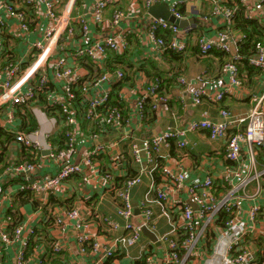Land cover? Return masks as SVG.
I'll return each instance as SVG.
<instances>
[{"label":"built area","instance_id":"2783aa9c","mask_svg":"<svg viewBox=\"0 0 264 264\" xmlns=\"http://www.w3.org/2000/svg\"><path fill=\"white\" fill-rule=\"evenodd\" d=\"M117 0H97L93 6L92 19L94 23L100 24L104 20L106 9L115 4ZM163 0H144V7L148 10L154 4H160ZM210 6L211 14L224 18L226 28L220 30L215 39H207L205 36L196 37V44L205 55L211 49L219 48L230 55L228 61L222 66V71L227 73L231 85H240V69L238 62L242 56L239 53L241 40H235L229 44L232 34L231 24L236 13L240 9L253 13L255 17H262L264 11V0H239L228 5L223 0H206ZM74 2H67L61 13L58 0H0V33L9 28L13 33H30L32 26L36 23L38 13L44 8L45 16L49 25L45 29L43 39L35 40L29 44L25 55L18 58L7 46L3 51L5 56L3 64L0 65V131L13 135V139L6 143V151L14 153L17 149H26L31 153V159L18 160L13 157L7 165L1 169L0 183L7 180H19L17 189L10 187L11 191L6 197L22 199L28 194H33L39 206H45L46 196L57 191V189L70 177L82 175L83 183L89 181L84 174V165L93 167L94 159L106 151V146L98 144L87 151L84 161L74 162L72 156L79 145V139L84 135L83 129L88 124L92 129L94 138L106 134V132L117 129L128 123V117L124 113L122 105L108 107L113 90L103 89L102 84L109 80L110 76L117 82L124 76L123 70H117L112 75L101 73L90 76L82 72L81 64L84 61H92L99 64L104 61L108 53L123 52L128 48L129 40L127 34L112 35L103 39L90 41L74 50H65L59 42L66 35H80L83 40L90 34V23L88 16L84 13L78 14L74 20L71 16L74 10ZM178 0L170 5V11L181 20L184 19ZM126 15L121 8L113 10L112 23L119 24ZM15 20L9 24L7 21ZM15 27L17 29H15ZM166 32L168 38L159 36V32ZM148 34L151 41L160 50H174L185 53L189 48V37L186 30L181 29L176 22H170L163 18L151 19L148 26ZM252 66L264 70V46L256 45V53L249 57ZM104 74V75H102ZM199 79L202 80L200 77ZM180 83L187 84L186 77L179 78ZM157 78L152 79L144 85L142 92L136 102L138 116L147 118L145 106L150 103V111H155L161 103L167 104L168 96L163 90ZM101 89L99 92L98 90ZM97 93L84 103L78 104V94L90 95L91 91ZM79 91V93H78ZM227 90L217 91L213 96L214 101L221 103ZM119 99L123 100V93L119 91ZM207 93L204 90L194 92V102L201 104ZM45 99L47 105H40ZM255 105L244 120L246 125L232 132L234 119L230 110L225 107L218 108V117L207 116L204 119L193 120L185 129H169L159 132L143 142L131 144L132 154L137 163H142L143 152L149 161H153L154 154L160 153L165 158L162 150H169L176 145L177 149L188 146L187 135L198 130L208 132L211 139H226V157L230 161L239 162L241 159L242 146L247 144L252 155L255 148L264 150V92L261 96L254 95ZM48 106L54 107L61 115L48 113ZM27 108L35 116L38 127L32 132L21 130L22 120L20 113ZM41 118L52 121L53 130L45 131L42 128ZM65 129V147L52 142V135ZM175 144V145H174ZM2 148L0 153L2 154ZM119 155V159H123ZM53 161L56 172L41 179H32L37 173L40 164L44 161ZM121 161H116L113 166L117 167ZM177 172H173L170 166L155 164L152 172L154 175L161 171L162 180L156 184L155 180L147 183L148 192L144 199L138 204L141 215L146 225H150L153 219V211L150 204L157 202L163 207V213L170 216L167 205L169 191L166 188L171 183L176 190L186 187V174L182 164L177 163ZM102 169V168H101ZM100 172L104 178L113 182L110 187L116 199L122 198L123 203L117 207L116 215L119 219L110 216L99 215L103 233L115 241L114 246L104 245L95 237L86 233L88 219H81L79 207H73L64 216L49 214L46 219L37 225H32L10 208L7 211L5 225L0 228V264H2L3 250L12 242L18 243L16 251V264H69L64 259L65 248L63 241L52 235V229L64 231L65 227L73 224L77 230L76 242L82 255L86 256L88 264H107L117 254L127 253L129 248L138 244L143 237L141 227L134 222L135 207L130 198V191L144 181L147 172L146 167H141L135 175L126 176L118 186L112 172ZM249 181L242 183L247 185ZM226 186L231 184V177H225ZM13 185V184H12ZM191 197L197 204V210L182 200L175 201V205L181 213V225L173 223L171 232L163 233L159 241L166 243V264H185L193 255L198 244L205 237L207 231H214L213 226L217 224V215L225 210L230 214L221 225V230L215 237V243L209 252L205 264H264V235L259 234L258 228L261 215L264 214V201L261 205H254L249 214V219H240L242 213L240 205L234 199L235 189H228L221 196L216 192V182L212 177L194 181L187 185ZM43 196V197H41ZM1 198H5L1 195ZM264 200V199H263ZM41 202V203H40ZM45 223H49L48 226ZM150 227V226H149ZM124 229L125 234L118 235ZM154 231V230H153ZM251 233H256L253 239L249 238ZM258 236V237H257ZM50 240V241H49ZM256 244H251L250 241ZM34 243L33 254L28 256L29 246ZM148 242L141 246V254L136 260L147 255V264H154ZM34 259V263L31 262ZM60 259V260H59ZM63 259V260H62ZM65 260V261H64ZM72 264V263H71Z\"/></svg>","mask_w":264,"mask_h":264},{"label":"crops","instance_id":"0c3cea01","mask_svg":"<svg viewBox=\"0 0 264 264\" xmlns=\"http://www.w3.org/2000/svg\"><path fill=\"white\" fill-rule=\"evenodd\" d=\"M58 1H60L63 9L67 2H74V0ZM96 1L75 0L71 16L74 20L78 14H86L90 23V34L85 40L78 33L75 36L66 35L59 42V48L61 46L63 49L70 51L90 41L128 33V48L123 51L124 53L119 52V54H116L118 55V63L114 64L118 70H123L130 76L128 81L121 80L124 85L120 89V92L124 95L121 105L126 117H128V123L96 138L92 136L90 126L85 124L83 127L85 133L80 137L78 148L71 161L83 163L87 151L98 144L106 146V151L94 159L95 164L92 168L84 165V174L91 176L88 182L83 183L82 175L70 177L57 191L50 193L48 197L46 196L45 206L23 204L18 198H15L13 202L12 197H6V193L11 191V186L17 189L16 186H18L19 180L10 182L7 180L0 183V228L5 225L7 211L10 208L23 219L28 220L30 224L37 225L46 219L49 214L64 216L69 209L79 207L80 218L88 219V227L85 228V232L94 236V239L104 245L114 246L115 241L104 235L98 216L103 215L119 219L116 215V209L123 203V200L122 198L116 199L113 190L110 189L113 182L106 180L100 170L112 172L115 178H124L135 175L141 167H146L147 172L144 175L146 183H140L130 191V198L135 207V204L138 205L148 192L147 183L153 180L154 171L152 172V170L154 165L158 163L170 166L173 172L178 171L177 163L182 164L187 180L186 187L180 190H176L171 183L166 186L169 191L167 205L170 216L163 213L161 204L157 202L150 204L153 219L149 226L159 237L163 233L171 232L173 223L176 225L183 223L180 210L174 204L175 201L182 200L191 205L194 210H197V204L191 197L187 185L209 176L216 182L218 196H221L228 189L236 188L234 199L242 210L239 218L248 220L251 208L256 204L261 205L264 201V153L261 149L255 148L253 156L250 147L244 144L240 161H230L226 157V139H211L207 131L198 130L187 135L186 139L189 143L185 148L177 149L174 144L173 148L162 150L165 158L158 153L154 154L153 161H149L143 152V161L140 164L134 160L131 144L134 142L141 143L145 139L169 129H185L188 123L193 120L204 119L207 116L217 118L218 108L222 106L230 110L234 119L237 120L234 123L232 132L237 131L239 129L237 127L244 128L246 121L243 122L240 119L247 118L255 105L253 96H261L264 92V70L259 69L252 74L242 70L241 84L231 85L229 75L222 71V66L227 59L226 57L224 60L225 56L220 55L224 51L215 48L213 52L206 56H201L198 53L196 37L202 35L207 39L214 40L217 33L224 29L225 25L223 17L211 14V8L206 0H178L182 3V13L184 20L187 21L184 27H180L186 30L189 37V48L180 55L162 51L151 41L148 26L154 17L149 14V9H145L144 0H117L115 4L108 6L104 20L100 24L94 23L92 19V10ZM173 1L175 0H163L162 4L169 6ZM116 7L123 9L126 15L119 24L114 25L112 17L113 10ZM63 11L60 10L61 13ZM243 12L246 16H254L253 13L246 10ZM262 14L261 18L264 20V11ZM7 22L12 24L16 21ZM48 25L49 21L42 7L30 33H13L9 28L0 33V65L3 64L5 58L3 51L8 48L7 46H10L11 50L14 51L15 57L18 56L19 58L25 55L24 53L29 44L31 45L35 40L43 39ZM15 29L17 28L15 27ZM242 37L243 33L241 31L232 30L229 44H232L235 40H241ZM224 53L228 55V58L230 57L229 54ZM112 55L108 53L104 57V61L95 65H91L89 61H84L81 64L82 72L92 77L101 73L112 75L115 71L111 72L109 70L110 66H108L116 56L113 55V57ZM98 65L105 68L101 69ZM111 65L113 64L111 63ZM141 67H146L148 71L146 72ZM155 73L161 75L162 90L168 96L169 101L167 104L161 103L153 111L155 119L150 122V114L147 119H141L138 116L136 102L144 85L155 77ZM182 76L186 77L187 84L180 83L179 78ZM200 77L202 80L199 79ZM118 83L110 76L109 80L102 84V87L103 89L113 90ZM196 90H204L207 93L201 104L194 102V92ZM223 90H227V93L221 103L214 101L213 96L215 93ZM98 91L100 92L101 89ZM96 93L97 91L92 90L90 95H86L85 98L90 99ZM41 124L45 131L53 130L52 121L47 118H41ZM14 153L18 160L31 159V156H28L29 152L24 149L18 151L16 149ZM14 153L8 151L4 155L0 153V158H4L3 161L0 160V172L4 164L9 163ZM119 155L124 157L122 161L119 159ZM116 161L121 162L117 167H114L113 164ZM55 172V163L47 160L40 164L32 179H41ZM226 176L231 177V184L228 186L224 184ZM244 180L249 181L247 185L242 183ZM1 195H4L5 198H1ZM66 201H68V204L65 203ZM69 204L71 205L69 206ZM135 219L136 217L134 222ZM260 219L256 231L260 235H264V214L261 215ZM219 225L213 226L216 236L221 230ZM51 233L63 241L65 248L63 257L65 260L72 264H88L86 256L82 255L76 242L77 230L73 224L66 226L64 231L52 229ZM125 233L126 230L121 229L118 235ZM254 236H256V233H251L249 238L253 239ZM207 241L205 235L185 264H205L209 255L208 251L207 254L204 253V249L209 250ZM148 242L152 241L143 234L142 240L138 244L130 247L127 253L117 254L110 261V264H136V259L142 253L141 246ZM214 243H212V246ZM251 244H256V242L254 240L250 241ZM17 247L18 243L16 242H12L5 247L2 264H16ZM166 248L164 241L150 246L154 264H166ZM31 262L34 263V259H31Z\"/></svg>","mask_w":264,"mask_h":264},{"label":"trees","instance_id":"16d2710c","mask_svg":"<svg viewBox=\"0 0 264 264\" xmlns=\"http://www.w3.org/2000/svg\"><path fill=\"white\" fill-rule=\"evenodd\" d=\"M234 2H239V0H228L225 3H227L228 5H231ZM180 11L183 12V6H182V4L180 5ZM243 11H244V9L242 8V9H240L236 13V15L234 17V20H233V23L231 24L232 30H236V31L239 30L245 36L241 40V42L239 44V53L242 56L241 60H239V62H238L239 69H240V77L242 76L241 75L242 70L247 71L248 73L252 74L254 71H257V70L260 69V68L254 67V66H252L250 64L249 57L252 56V55H254L256 53V45L258 43H261L264 46V20H262V18H260V17H255V16H250L249 17V16H246ZM225 28H226V24L224 25V29ZM158 35L168 38V34L166 32H164V31L163 32H159ZM215 48L211 49V51L208 54H210L211 52H213ZM198 50H199L198 53L201 56L208 55V54H205L204 55L200 51L199 47H198ZM166 51L167 52L169 51L171 54H175V53L178 54V55L182 54L181 52H176V51L170 50V49L169 50H166ZM116 54H119V53H114L113 55H116ZM220 55L225 56L224 57V60L227 57L226 62L228 61V59H229L228 58V55H226L224 52H222V54H220ZM113 60L114 61L113 62H110V64L108 65V66H110L109 70H111V72H114V71H117L118 70L117 69V66H114V64L118 63V55H116ZM89 63L91 65H95V63L92 62V61H89ZM111 63L113 65H111ZM91 65H89V66H91ZM98 66L101 67V69L105 68V67H102L100 65H98ZM141 68L144 69L146 72L148 71V69H146V67H141ZM154 78H157L160 81V83H161L160 85H162L161 75L155 73V77H153V79ZM124 79H125V81L126 80L128 81L130 79V76L127 73H125V76L121 80H124ZM121 80L118 81L119 83L117 84V86L115 88H113L112 96H111L110 101H109V103L107 105L108 107H114V106H119L120 107L121 106V100L119 99V96H118L120 89L124 85V83H121L122 82ZM162 89H163V86L159 90L161 91ZM78 93H79V91H78ZM85 97H86L85 95L83 96L81 94H78V97H77L78 98L77 99L78 104L84 103L85 102V99H86ZM40 105H42V106L43 105H47V102L45 101V99H42V101L40 102ZM150 106L151 105L148 102L147 105L145 106V115H147V118H148V116L150 114V116H151L150 122H151V121H153L155 119V116L153 114V111H150L149 110L150 109ZM48 113L50 115H57L59 117V120H61V115L58 113V111L54 107L48 106ZM19 115H20L19 117L22 120L21 121L22 122V124H21V130L26 131V132H32L35 129H37V127H38L37 120H36L35 116L31 113V111L29 109L25 108L24 109V113H22V114L20 113ZM64 131H65V129L59 131L56 134L54 133L52 135V138H51L52 139V142L54 144L60 145L61 148H64L65 147V145H64V143H65V134H64ZM12 139H13V135H11V134H9V133H7L5 131H2V130L0 131V148L3 149L1 155H4L5 154V151H6V143L8 141L10 142ZM24 150L27 151L26 149H24ZM261 150L264 153V150L263 149H261ZM28 156L29 157L31 156V153L30 152L28 153ZM0 160L3 161L4 158L1 157ZM102 172H105V171L103 170ZM123 179H124L123 177L115 178V184H117L116 186H118L120 184V182H123ZM154 180H155V183L156 184H158V183L161 182V180H162V173H161V171H157L156 172V174L154 175ZM20 202H22L23 204H31V205L38 204L39 205V202L35 201L33 194H28V195L24 196L20 200ZM65 203L68 204V201H66ZM55 204H58V203H55ZM70 205L71 204H69V206ZM229 218H230L229 212L228 211H225V210H222L217 215V218H216V219H218L217 220V224H220L219 226H221V225L224 224L225 220L226 219H229ZM45 225L48 226L49 223H45ZM206 236H207V239H208V241H207V248L211 250L212 249V243H214V241H215L216 233H215V231H207L206 232ZM33 249H34V243H32L29 246L28 256H31L33 254ZM210 250H205L204 249V253H206L207 251L210 252ZM111 260H109L107 262V264H110V261ZM66 262L69 263L67 260H66ZM69 264H71V263H69ZM136 264H147V255L144 256L142 259L137 260Z\"/></svg>","mask_w":264,"mask_h":264},{"label":"water","instance_id":"95a60500","mask_svg":"<svg viewBox=\"0 0 264 264\" xmlns=\"http://www.w3.org/2000/svg\"><path fill=\"white\" fill-rule=\"evenodd\" d=\"M149 14L154 18H163L170 22H176L180 26L184 27L186 24V20L177 19L173 13L170 11V8L167 4H154L149 8ZM135 214L136 219L135 222L138 226L141 227L143 234L148 237L153 243L160 244L159 237L155 231H153L148 225H146L143 216L141 215V210L137 203L135 204Z\"/></svg>","mask_w":264,"mask_h":264},{"label":"rangeland","instance_id":"374dc122","mask_svg":"<svg viewBox=\"0 0 264 264\" xmlns=\"http://www.w3.org/2000/svg\"><path fill=\"white\" fill-rule=\"evenodd\" d=\"M63 1H65V0H63ZM58 9H60L61 11L63 10V7H62V5L60 4V1H58V7H57ZM108 8V7H107ZM107 10V9H106ZM65 12V10L63 11V13ZM102 75H104V74H102Z\"/></svg>","mask_w":264,"mask_h":264}]
</instances>
